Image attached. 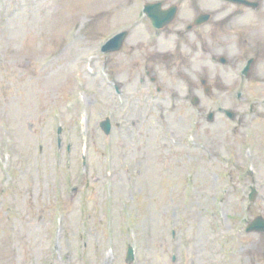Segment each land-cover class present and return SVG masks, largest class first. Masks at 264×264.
Listing matches in <instances>:
<instances>
[{
  "label": "rangeland",
  "instance_id": "374dc122",
  "mask_svg": "<svg viewBox=\"0 0 264 264\" xmlns=\"http://www.w3.org/2000/svg\"><path fill=\"white\" fill-rule=\"evenodd\" d=\"M154 1L178 6L163 31L142 14ZM259 1L257 15L241 7L225 29L187 34L176 30L198 12L214 22L236 8L0 0V264H128V245L131 264H264V233L244 231L264 217V110L258 124L250 110L264 97V50L241 85L257 36L241 40L247 25L235 19L264 21ZM122 30L123 47L101 53ZM106 116L107 136L99 128ZM252 163L256 183L246 174ZM251 186L259 193L249 202Z\"/></svg>",
  "mask_w": 264,
  "mask_h": 264
},
{
  "label": "flooded vegetation",
  "instance_id": "af4514ba",
  "mask_svg": "<svg viewBox=\"0 0 264 264\" xmlns=\"http://www.w3.org/2000/svg\"><path fill=\"white\" fill-rule=\"evenodd\" d=\"M241 7L242 6L235 7L236 10H234L233 12H230V14H228L227 16L218 17L214 22H213L214 16H210L204 24L197 26L196 29H199L200 27L209 25V27H210L209 30L211 32L223 30V29H225L226 26L229 25L230 20L234 19V18H232L233 15L241 12V10H242V9H240ZM235 19L237 21H239L238 24H240L242 22V24L247 25L245 27H241V29L237 32L240 39L242 40L245 36L250 35V32H252L258 38V41L255 44L256 50H264V44H259L260 42L264 43L263 42V40H264V27L259 26L260 24H263L262 18L260 16H249V17H243L242 16V17H238ZM246 31H249V32H246ZM205 50L209 51L208 48H205ZM254 73H255V71H253V76H254ZM247 82H251V81L247 80ZM257 82H259V81H257ZM263 82H264V79L261 80L260 83H263ZM262 104H264V103H262ZM262 104L256 103L252 107V111L254 112V114L258 115L256 117L257 119H260V113L262 110H264V106H262Z\"/></svg>",
  "mask_w": 264,
  "mask_h": 264
},
{
  "label": "water",
  "instance_id": "95a60500",
  "mask_svg": "<svg viewBox=\"0 0 264 264\" xmlns=\"http://www.w3.org/2000/svg\"><path fill=\"white\" fill-rule=\"evenodd\" d=\"M150 8H153L152 12H148V9ZM145 10L147 11V15L151 17V19L153 20V24L157 26H160L162 23V21L158 22V20H160L159 16L162 18V20H164V23H168L169 21H171L172 17L174 16V12H175L174 8H171L168 11L161 10L160 4L158 3L152 4V5H146ZM124 35H125V32L119 34L114 39L110 40V46L108 50L110 51L118 50L120 47L121 41L123 40ZM101 125H102V129L107 133L109 130V123L106 121L102 123ZM252 229L264 230V221L259 218L256 219L254 222H252L248 226V230H252ZM127 259L131 260L130 254Z\"/></svg>",
  "mask_w": 264,
  "mask_h": 264
}]
</instances>
